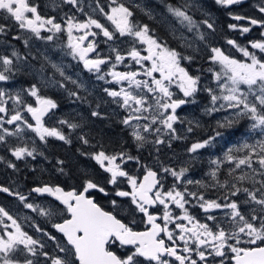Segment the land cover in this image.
Listing matches in <instances>:
<instances>
[{
	"label": "snow or ice",
	"instance_id": "6c2138e0",
	"mask_svg": "<svg viewBox=\"0 0 264 264\" xmlns=\"http://www.w3.org/2000/svg\"><path fill=\"white\" fill-rule=\"evenodd\" d=\"M64 2L83 12L80 0ZM241 2L215 0V3L222 6ZM111 5L106 12L97 0L99 12L111 22L114 30L87 13L84 21L67 16L63 23L57 22L54 16H42L38 6L31 0H0V13L6 14L5 19H12L19 29L31 33L38 40L53 39L52 35L42 36V30L53 34L66 30L69 38L68 54L74 59L78 57L87 71L97 74L98 80H105L109 76L111 80L108 83L120 85L118 89L104 88L103 91L125 111L121 123L131 129L130 135L138 148L149 143L154 146L167 143L171 147L172 140L180 139L174 127L177 122H182L177 110L188 103H195V96L200 91H206L210 96V106L205 108L206 114L232 109L237 120L225 118L224 122L218 121L214 136L192 143L187 149L189 153H197L211 146L217 137L224 135L218 129L232 127L241 117L251 121L249 131H258L261 138L252 144L245 141L240 148H236L235 151L248 150L242 157L233 155V148L224 153V161L233 165L228 170L230 179L221 182L217 172L224 161H212L217 167L210 173L215 181L211 186L225 190L215 199L206 198L204 192L189 190L188 185H209L199 180L186 179L187 167L177 170L162 165L160 172L145 168L143 179H139L123 167L127 161L135 160L139 163V157L129 155L126 151L110 154L101 148L91 153V158L108 174L107 184L117 186L127 181L130 190L116 187L115 196L130 200L131 213L133 216L137 213L142 216L145 230L139 231L134 227L135 219L125 222L114 211L101 207L91 193L95 191L107 196L108 192L105 186L91 178L84 179L80 190L73 188L66 191L60 185L44 184L33 187L31 192L47 194L63 205L62 221L52 223V227L62 234L63 241L57 240V237L38 225L34 227L36 231L56 241L57 253L45 251L44 244L24 231L17 219L4 207H0V264H37V261L29 257L38 256L44 257L45 264H264V57L250 52L234 40H228V44L236 47L247 61L237 60L226 55L220 48L211 47L209 60L219 65L218 71L208 69L213 74L216 89L202 86L200 76L191 75L181 66L182 60L191 61L193 57L183 56L169 48L166 42L153 34L154 30L148 24L133 21V12L125 4L111 0ZM188 7V4L181 7L167 5V11L188 31L198 30L199 25L186 10ZM259 11L264 13V5L259 7ZM146 15L152 18L150 11H146ZM232 18L237 21L247 20L251 26L264 28V19L240 15ZM203 23L208 29L214 27L207 20ZM93 28L99 31H92ZM229 28H239L242 34L251 31L249 26L236 24H230ZM74 30L82 32V35L74 36ZM6 34L5 25L0 24V35ZM98 35L106 38L105 42H114L110 46L114 56L101 57L97 53L95 58H89V54L96 52L98 47V42L95 39L89 40V37ZM261 36H264V32ZM118 37H132L131 46L127 50L115 46ZM30 38L23 40L26 47ZM199 38L204 40L203 33ZM13 39L19 40L21 37L15 36ZM137 44L144 47H137ZM249 44L252 49L264 53V39L249 41ZM26 60L27 57L21 56L15 49L10 55L0 54V82L6 84L19 71L17 63ZM102 65L109 67L106 73L102 71ZM119 65L138 67L135 70L118 71ZM51 66L64 80L83 87L77 80L66 76L60 65L52 63ZM51 82L65 88L63 81ZM173 85L182 96L172 91ZM68 95L80 99L77 92L69 91ZM25 96L33 98L34 103L28 102ZM9 101L12 102L11 109L8 107ZM57 107L52 98L41 94L37 84L15 93L0 88V143H6L8 136H20L25 128L35 133L44 143H47L49 137L71 143L61 130L48 127L44 122V117ZM25 113L34 123L29 122ZM91 115L97 118L102 116L96 110ZM59 123L67 125L69 129L79 127L66 119ZM193 123L188 121L187 132L193 131ZM5 124L15 127L9 129L4 127ZM79 139L83 144H89L86 136L81 135ZM9 150L16 160L27 157L35 159L37 151L27 143ZM156 151L159 152L158 147ZM58 163L62 165L64 162ZM8 167L15 169L16 165L9 162ZM59 171L63 173L64 170L60 168ZM161 172L174 178L170 187H165ZM246 183H250L251 187L245 186ZM0 192L15 196L25 208L42 216L53 215L49 209L28 203V197L20 192H12L2 185ZM193 203L204 213L203 222L189 211ZM111 205L114 210L119 208L116 199L111 201ZM217 212L223 215L218 216ZM5 219L10 223H6ZM21 255L22 260L18 258Z\"/></svg>",
	"mask_w": 264,
	"mask_h": 264
},
{
	"label": "flooded vegetation",
	"instance_id": "af4514ba",
	"mask_svg": "<svg viewBox=\"0 0 264 264\" xmlns=\"http://www.w3.org/2000/svg\"><path fill=\"white\" fill-rule=\"evenodd\" d=\"M102 1V2H101ZM130 2H124L126 7H128L133 12L132 20L139 22L141 24H148L151 29L154 30V35L159 38L160 40L167 43V46L169 48L175 49L179 53L180 50L178 48V43L183 41H205L207 40L208 36L211 35V37L214 40L224 41L225 38L228 37L227 27L230 24L237 23V20L233 19L232 17L235 15H240L244 17H252L258 19V9L257 5H259V0H243L240 4L231 5V6H222V5H213L211 1L209 0H129ZM211 2V3H210ZM249 3L247 5H242L243 3ZM185 4H188L189 7L186 9L196 21V23L199 25L198 30L193 29L192 31H188L186 28H180L179 24L176 22V18H174L168 11H167V5H173L177 7L184 6ZM263 4V3H262ZM99 5L105 9V11H109L110 5H106L105 0H99ZM139 5V7H137ZM38 11L42 16H54L56 17V21L63 23V20L67 18V16H74L76 20L84 21L87 19L88 15H91L93 18L100 20L101 23H103L106 27H108L110 30H114V26L111 24L110 21L106 19L98 10L97 8V2L95 0H82L80 2V6L83 8V12L79 11L77 8L73 7L72 5H67V3L64 2V0H61L59 5H37ZM115 6V5H111ZM146 11H150L152 14V18H150L148 15H146ZM9 20V19H8ZM205 20L213 24V29H208L207 26L203 23ZM11 22H14L12 19H10ZM16 23L14 22V25L12 26L10 32H12L11 39L15 36H19L18 29L15 30ZM168 27V28H167ZM92 31H99L97 29H92ZM256 29H253L248 35H246L241 40H248L254 39L256 36ZM75 35L74 36H80L82 35V32L74 30ZM203 33L204 40H201L199 38V35ZM57 36H54L53 41L58 45V52H53L52 56L50 58H47L48 60L41 59L40 55L37 57L36 53L32 54L29 52L26 57L28 58V63L31 64L34 68L40 69L45 76L48 78L54 79L58 78L61 79L63 82H66L67 80H64L63 77L59 75L58 72H55L56 70L51 66L52 63L60 65L61 61L58 60V54L62 57V46H64L65 38L63 33ZM118 35V34H117ZM194 36V40H193ZM196 37L199 39L196 40ZM222 38V39H221ZM230 38V37H228ZM95 39L98 42V47L96 52L90 53L89 58H95L96 54L99 53L101 57L113 55L110 51V46H113V41L105 42V39L102 35H98L96 37H89V40ZM235 40H240V38L234 36ZM132 37H118V39L115 41V46L120 48L121 50H127L131 44H132ZM18 41H21L20 39ZM87 41H85L86 45ZM137 47H144L142 45L137 44ZM38 47V46H37ZM182 54V53H181ZM8 55V53H7ZM183 55V54H182ZM186 56V55H183ZM64 59V66L65 68H68L70 72H74V74H78V77L81 79H90L92 82H94V79L90 77L89 74H92L93 72L87 71L84 66L83 62L77 59L76 61L78 67L76 64H71L69 67L68 65L70 62L65 57H62ZM51 61V63H49ZM203 62L205 64H203ZM126 63H131L129 61H126ZM198 64V65H197ZM207 62L205 60H199L196 63H193L192 66L189 65L188 60H182L181 66L184 67L191 75L193 76H200V82L202 86H207V83L205 82L208 76L206 73ZM104 69L107 71L109 70V67L107 65H102ZM138 66H133L132 68H127L125 65H119L117 67L118 71H127V70H135ZM23 77V81L26 84L32 85L35 84V79L31 78V76L27 75L25 71H20L19 73ZM50 74H54V78L50 77ZM74 80H77V78H74ZM72 84V83H71ZM69 91L77 92L78 96L80 97V101H83V95H85V100H89L92 104L97 103L98 100H95V97L103 93L104 88H116L118 89L120 85H117L115 83H106L105 85H101L98 89H95L92 91L91 95L86 94L82 90L77 88V85L72 84L71 87H68L65 85ZM91 90V89H90ZM98 90L100 91L98 93ZM172 91L176 93L177 96H182V93H180L179 89L175 87V85L172 86ZM52 92V93H51ZM41 94L48 96L52 98L58 105V107L52 112L45 116L44 122L46 126L48 127H55L59 130H61L71 141V143H65L63 141H60L56 138H47V143L41 142L39 138L35 137L34 141H32V146L36 148V154L35 159L29 157L30 159V165L31 168L29 170L30 178L25 179H8L3 178L1 176V165H0V185L4 187H8L12 192H20L28 197V203H32L34 205H39L42 208L49 209L53 212L52 216H42L38 212H34L31 209H27L24 207L23 203L19 201L18 198L15 196H10L7 193L0 192V207H4L14 218L17 219V221L21 224L24 231H26L29 235H32L35 239L39 240L42 244L45 245L44 250L48 251L50 254H56V241H53L48 238L47 235H44L42 232L36 231V228L34 225H38L39 227L43 228L45 232L51 234L52 236L57 237V240L63 241L62 234L58 233L53 227L52 223H58L61 222L64 217V209L63 205L59 203V201H56L54 197L45 195H38L36 193L31 192V189L36 186H41L44 184H51V185H60L63 187L66 191L72 190L73 188H76L77 190H80V187L86 178H91L97 182H99L101 185L106 187V190L108 192V195L105 196L99 192L93 191L91 195L95 199V201L103 207L105 210L108 211H114V214H117L119 218L123 219L125 222H131L133 219H135L136 224L134 227L139 230L143 231L145 230L146 225L142 223V216L140 214H136L135 216L131 213V204L130 200L128 198H120L115 196V190L116 187H119L122 190H130L129 186L127 184V181H123L119 183L117 186H113L106 183L108 174L105 173L100 166L91 158L90 154L93 152L98 151V145L96 144H87L84 145L82 141L79 139L81 135H84L88 137V134L97 133V118L93 117L91 113L85 114V118L87 122L91 123H83L81 126H79L76 129H69L67 125H61L59 123L60 120L66 119L68 121H72L71 123H78L80 124V119L73 117L69 113L63 112L64 110H67V105H65V99L63 96H65L64 91H54L51 89H41ZM103 95H106L104 92ZM63 97V99L61 98ZM93 99L90 100L89 98ZM75 97L70 96L71 102ZM206 101V98L204 95H202L201 92H198L195 96V103H191L192 106V113H194V119L192 120L193 123V131L191 133H188V136L184 138L183 136L186 134V130L184 129L185 125H188L186 123L187 116V106L183 105L180 109L177 110L178 115L181 117V121L178 125L177 135L180 136V139H174L171 141V147L168 145H163L159 149L158 154H167L169 156V160H171L172 157L183 154V151L188 148L189 145H191L194 142L202 141L205 139H208V135L212 132H215L217 130V122L216 126L212 123H209L208 117L204 113H199L200 109L204 105ZM70 102V105L72 106ZM200 106V107H198ZM203 112V111H202ZM84 116V115H83ZM51 118V119H50ZM30 119V118H29ZM200 120V121H199ZM32 123H34L32 120H30ZM58 121V122H57ZM199 121V122H198ZM198 122L200 123V127L195 125ZM208 124H210L208 128ZM119 126L123 128V124L121 122L119 123ZM214 127V128H213ZM213 128V130H211ZM205 129V130H204ZM219 131L223 133H228L227 135V141L232 143H237L242 140V134L245 130L241 128L240 121L236 122L232 127L227 129H218ZM121 131L126 132L127 130L124 129ZM234 134V135H233ZM208 136V137H207ZM257 135L254 133H250L249 137H246L243 141H253V138ZM130 137V136H129ZM207 137V138H206ZM131 138V137H130ZM85 147H84V146ZM31 146V147H32ZM218 149L219 146H216ZM86 150L84 152L83 150ZM207 149L208 147L204 148V153H201L198 157L193 159V161H189L186 164L188 165V170L190 172V175L192 176L193 180H197V178H202L200 176H204L206 174V180L208 179L207 173L209 176L211 172L206 173V170L204 167L206 166V162L208 160L207 157ZM40 150L44 153V156H41L38 152ZM187 151V149L185 150ZM248 150L245 149V152ZM238 152V151H237ZM244 152V153H245ZM82 153H86L89 155H85ZM242 153V152H241ZM59 157H58V156ZM172 155V156H171ZM163 159V158H162ZM75 163H73V161ZM58 161H63L64 163L61 165L58 163ZM76 164H79L81 167H83L85 170L81 171L76 168ZM153 165L149 164V162L139 161L137 163L136 161H127L123 164V167L126 171H128L130 174L138 177L141 179L143 174L145 173V168H152L154 171L160 172L161 166H168L171 168L176 169L178 166L176 162H167V161H160V162H153ZM226 166L229 167V164L227 161L225 162ZM74 166V169H76L75 174H72L70 172ZM157 166V167H155ZM67 167L69 169H67ZM60 168H63V173L59 171ZM200 169V170H199ZM41 171V173H39ZM161 177L163 178V183L165 187H170L174 183V178L170 175L160 173ZM217 177L220 179L221 182H223L225 179H230L228 176V168L225 167V165L219 166V170L217 172ZM203 179V178H202ZM8 184V185H7ZM198 185H188V188L190 191L194 190V187ZM247 186V185H246ZM211 189V188H209ZM207 190L208 194L211 195V190ZM215 190V189H213ZM113 199H116L119 205L118 209H113L111 205V201ZM179 212V210H176ZM189 211L192 215L200 219L202 222L204 221V213L194 205L189 208ZM6 223H10V221H7L5 219ZM211 223V222H209ZM124 250L122 249L121 252ZM19 259H23V256H18ZM31 259H34L37 261V264H45L44 257L38 256V257H29ZM211 259V258H210ZM219 258H217L218 260Z\"/></svg>",
	"mask_w": 264,
	"mask_h": 264
},
{
	"label": "rangeland",
	"instance_id": "374dc122",
	"mask_svg": "<svg viewBox=\"0 0 264 264\" xmlns=\"http://www.w3.org/2000/svg\"><path fill=\"white\" fill-rule=\"evenodd\" d=\"M209 1H211L213 5L214 4L215 5H219V4L215 3V0H209ZM31 2L36 4V5H59L61 0H31ZM80 2H82V0H80ZM95 2H97V0H95ZM105 2H106V5H111V0H105ZM124 2H130V1L129 0H117V3H124ZM262 2H263L262 5H264V0H262ZM67 5H70V4H67ZM259 7L260 6L257 5L258 13H260L262 15V17L264 18V13H261L259 11ZM0 15H4L5 16L6 14L0 13ZM78 21H80V20H78ZM176 22H177V24H179L177 20H176ZM10 24L14 25V22L10 21ZM233 24L239 25L241 27L249 26L251 28V31H253V29H256L257 33H262L264 31V28H262V27L249 25L247 20H239V21H237V23L233 22ZM15 26H16L15 30L18 29V31H19V36L21 37V39H20L21 41H18L17 39H11L12 32H10L9 26L6 27V32H7V34L8 33L9 34L8 35L7 34L6 35H0V54L7 55V53H8V55H10L11 51L13 49H15L21 56L26 57V55L29 52H31L32 54L36 53L37 57L40 55L41 59H45V57L50 58L52 56L53 52H58V45L56 43H54L53 39L51 41L38 40L35 37H32L31 33L19 29L17 25H15ZM179 27L180 28H186V27L182 26L181 24H179ZM250 32L242 34L241 31L239 30V28L231 29L228 26L226 34H228V37H230V38H228V37L225 38L224 41H222V43L219 40H217V39L214 40L211 37V35H209L207 40H205V41H194V42L183 41V42H179L178 43V48H179L180 52L183 55L196 54V55H199L201 57L204 54H207L208 58H206V62H207L206 65H208V66H207V69H206V73H207L208 76L206 77L207 80L205 81L207 83L206 87H212L213 89H216V83L213 80V74H212V72L208 71L209 68H212V69L217 70V71L219 70V65L214 64V63H212L209 60V56L211 55V52H210L211 47L220 48L221 50H223L225 52L226 55H229L232 58H235L237 60L247 61V58H245L243 56V54L240 51L237 50L236 47H234L233 45L228 44V40H234V41L237 42V44L239 42L242 43V44H240V46L248 48V50L250 52H256L258 56L264 57V53H260L258 50L252 49L250 44H249V41H254L256 39H250L249 41H246V42L241 40L246 35H248ZM61 33H63L64 38L66 39L65 42H64V46H62V57H65L70 62L68 67L71 64H76L77 65L76 61H78L77 59H79V58L77 57L76 59H74L71 55L68 54L69 53V49H68L69 38H68L67 31L66 30L62 31V32L59 33V35ZM56 34H58V33L53 34V33L47 32L46 30H42V32H41L42 36L52 35L53 38H54V36H57ZM73 35H75L74 31H73ZM5 36H9V39L12 42H10V41L6 42L4 40ZM234 36L240 38V40H235ZM29 37H31V38L29 39V44L26 47L24 45L23 40L25 38H29ZM2 39L5 41V43L2 41ZM198 39L199 38L196 37V40H198ZM247 39H249V38H247ZM193 40H194V36H193ZM188 45H191V46L189 47ZM62 57H61L60 54H58V60L61 61V67L63 68V71H64L65 75L68 76V77H71L73 80H74V78H77L78 83L83 85V87H77V88L82 90L86 94L91 95L93 90L98 89L101 85H105L106 83H108L107 81L111 80V77H109V76H106L105 80H98L97 79V74L94 73V72L92 74L88 73V75H90V77H92L94 79V82H92L90 79H81L80 77H78L77 73L74 74V72H70L68 68H65L64 63H62V62H64V59ZM45 60H48V59H45ZM197 60H198V58H197ZM203 64H205V63L203 62ZM77 67H78V65H77ZM17 68L19 69V71H17L15 73V75H13L12 78L6 84L3 83V82H0V88H4V89H6L9 92L15 93V92H17V91H19L21 89H26V88L31 87V85H29V84H26V83L24 84L23 78L19 74L20 71H25L27 73V75H29V76H31V78L35 79V84H37V86L40 88V90L42 88H44V89H51V90H54V91L55 90L56 91H62V89H63L64 94H65V96H63V97L65 99V105H67V110H64L63 112L69 113L70 115H72L73 117H76L78 119H80V116H81L82 120H80L81 121L80 124L77 123L79 126H81V124H83V123H91V122H87V120L85 118L86 117L85 114L91 113L94 110L98 111V107L97 106H106V108L108 109V113L116 117V122L118 123V125L121 122V120L123 119V117L126 115V113H125V111L123 109L119 108L115 103L112 102V98L108 97L107 94L103 95L104 92L101 93L100 95L98 94V96L95 97V100H98V102L95 103V106L91 107V109L89 108L90 105L87 104L88 100L84 101L83 104H82L80 99H77L75 97L74 98L75 100H72L73 102H71L70 96L68 95L69 90L67 89V87L60 88L59 86L54 85L51 82L53 80H55V81H62V80L58 79V78H54V74H50V77H53L54 79L48 78L47 76H45V74L42 73V71L40 69H36L31 64H29L28 63V58H27L26 61L18 62L17 63ZM101 68H102V71L104 73L107 72L106 69H104L103 67H101ZM64 84L67 85L68 87L72 86L71 82L68 81V80L66 82H64ZM99 92L100 91L98 90V93ZM200 92L202 93V95L205 96L206 101H205L204 105L202 106V108L200 106H198V107L201 108L199 113H204L209 118L208 119L209 123H212L213 125L216 126V122H218V121L224 122L225 118L231 119V120H237V118L234 115V111L232 109H226V110L217 111V112L212 113L211 115L206 114L205 108L210 106V96H209V93L206 92V91H200ZM63 97H61V98L63 99ZM82 97H85V95H83ZM25 99L28 102L34 103V100L31 97L25 96ZM89 99L93 100L91 98H89ZM70 102H71L72 106L70 105ZM190 104L191 103L186 104V106H187V116H188V118L185 119L186 123H188V121H192L194 119V113H192V108L190 107V106H192V104L191 105ZM8 107L11 109V107H12V102L11 101L8 102ZM0 115H2V114H0ZM25 116L29 120V122L32 123L30 121L29 115L27 113H25ZM5 118L7 119V117H5ZM238 121H240V123H241V128L243 130H245L243 133H241L242 134V140H244L246 137H249L250 133H254V134L257 135L256 137L253 138V141H249V140L247 141L250 144L255 143V141L257 139L261 138L259 136V132L258 131L257 132H250L249 131L251 121H249L247 118L241 117V118L238 119ZM198 122H195L196 123L195 125L200 127V123H198ZM178 125H179V122H177L174 125V127L177 130H178ZM4 127L9 128V129H14L15 125H7V124H5ZM187 127H188V125H185V127H184V129L186 130V134L183 136L184 138H186V136H188V133H189V132H187ZM97 128H98V123H97ZM213 128L211 130H213ZM124 129L127 130L128 135L131 137V143L133 144L134 151H135L134 153H136V154H131V155L137 157V153H140L141 159H139V161H144V162H147V163L149 162V164H151V165H153L152 164L153 162H160V161L169 162V161H171V162H176L177 163V165H178L176 167L177 170H179L181 167H187L188 168V165L186 164L187 162L193 161V159L198 157L201 153H204V149L198 150L197 153H189L188 151H185L186 149H188L190 147V145H189L188 148H186L183 151L182 155L178 154V155L172 157L171 160H169V156L167 154H158L159 152L156 151L157 147L160 149L161 146L168 145L167 143H165L163 145H159V146H154L153 144L149 143V144H145L143 147L138 148L137 147V143L133 140L132 136L130 135L131 129L126 128L123 125L122 130H124ZM214 134H215V132H212L208 136L209 137L210 136H214ZM227 135H228V133H224L223 136L217 137L216 140L213 142V144L208 147V149H207L208 160L206 162V166L204 167V169L206 170V173H207V171L208 172H212L214 169H216L217 166L212 163L213 160H217L218 159V160L224 161V153L229 148H233L234 149L233 155H235L237 157H242L245 154L244 153L245 149H242L241 151H238V152L235 151L236 148H240L241 147V145L243 144V141L241 140L239 142V144L228 142L227 141ZM35 137L37 138L36 134L33 133L31 130L26 129V128H25L24 132L20 134V136H8V137H6V143H0V165L7 164V167H8V163L11 162V163L15 164L16 167H17L18 165L24 164L25 162H27V164L31 168L29 157H27V158H25L23 160H16L15 157H13L11 155V152H10L9 149L14 147V146H17V145H22L24 143H27L31 147L32 146V141H34ZM149 139H152V137H149ZM216 146H219V148L217 149ZM38 153L39 154L42 153L41 156H44V153L41 150ZM133 161H135V160H133ZM225 162L226 161H224L222 164H220V166L221 165H225V167H227L228 170H229V168L233 167V165L229 164L228 162L227 163L229 164V167L226 166ZM73 163H75V161H73ZM155 167H157V166H155ZM8 168L10 170H12V171L15 170V169L10 168V167H8ZM76 168H78V170H81V171L85 170L79 164H76ZM244 170L245 171H250L248 169H244ZM39 173H41V171ZM207 176H208L207 180H206V174L204 176H200L203 179L202 178H197V180L201 181L205 185H209V187H200L198 185V186L194 187L193 191L204 192L206 198L215 199L217 196H214V193H212V192H211V195H209L207 190L209 188L218 189L220 187L219 186L212 187L211 185H214L215 181L213 180V178L211 176L208 175V173H207ZM185 178L193 180L192 176L190 175L189 170L185 174ZM197 180H193V181H197ZM246 185L248 187H251L250 183H246L245 186ZM256 207H258V206H256ZM217 215L218 216H222L223 213L222 212H217Z\"/></svg>",
	"mask_w": 264,
	"mask_h": 264
},
{
	"label": "trees",
	"instance_id": "16d2710c",
	"mask_svg": "<svg viewBox=\"0 0 264 264\" xmlns=\"http://www.w3.org/2000/svg\"><path fill=\"white\" fill-rule=\"evenodd\" d=\"M248 3L244 2L242 5H247ZM262 3H263L262 0H259V3H258L259 6H261ZM249 5H251V4L249 3ZM4 17H5L4 15H0V24H4L5 27L9 26V30H11L13 25L10 24V19L8 20V19H5ZM258 19H264L260 13L258 14ZM254 39L261 40V39H264V36H261V33L256 32V36ZM4 40L6 42L10 41L9 36H5ZM4 40L2 39V41L5 43ZM249 40L250 39L243 40V41L246 42ZM10 42H12V41H10ZM221 43H222V41H221ZM238 44L240 45L242 43L239 42ZM186 56L193 57V59L191 61H189V65H191V66L193 63L198 62L197 58L201 61L204 59L206 61V58H208L207 54H204L201 57L199 55H196V54H188ZM83 98L84 99L82 101V104L84 101H86L85 97H83ZM87 102L86 103L90 105L89 106L90 109H91V107L95 106V104L94 103L92 104L89 100ZM98 111L102 114L101 118H97L98 132L92 133L90 135L88 134V137H86V138L89 140V144H92V143L95 145L97 144L98 145V151L101 150V148H103V150H105L107 153H110V154L111 153H119L121 151H126L129 155L136 154V153H134L135 151H134L133 144L131 143V138L129 137V135L126 134V132L121 131L122 128L116 122V117L108 113V109L106 108V106H99ZM207 126L209 128L210 124H208ZM83 151L86 152L85 149ZM137 157H139V159H141L140 153H137ZM69 168H70V172L72 174H75L76 169H74V166H73L72 170H71L70 166H69ZM69 168L67 167V169H69ZM29 170H30V166L27 164V162H25L24 164L18 165L15 168V170H13V171L7 167V164H2L1 165V172H2L1 176L3 178H8L10 180L15 179V178H17V179L30 178ZM209 190H211V189H209ZM224 191H225L224 189L218 188L215 190L212 189L211 191H209V193L212 192V193H214V196H220L223 194Z\"/></svg>",
	"mask_w": 264,
	"mask_h": 264
},
{
	"label": "water",
	"instance_id": "95a60500",
	"mask_svg": "<svg viewBox=\"0 0 264 264\" xmlns=\"http://www.w3.org/2000/svg\"><path fill=\"white\" fill-rule=\"evenodd\" d=\"M29 118H30V120H32V118L29 116ZM45 118V117H44ZM34 122V121H33ZM145 174V173H144ZM144 174H143V176H144ZM143 176L141 177V179H143Z\"/></svg>",
	"mask_w": 264,
	"mask_h": 264
},
{
	"label": "bare ground",
	"instance_id": "6f19581e",
	"mask_svg": "<svg viewBox=\"0 0 264 264\" xmlns=\"http://www.w3.org/2000/svg\"><path fill=\"white\" fill-rule=\"evenodd\" d=\"M222 39V38H221Z\"/></svg>",
	"mask_w": 264,
	"mask_h": 264
}]
</instances>
